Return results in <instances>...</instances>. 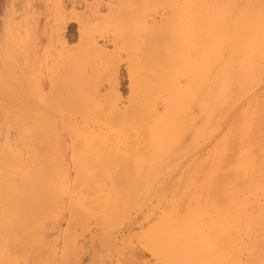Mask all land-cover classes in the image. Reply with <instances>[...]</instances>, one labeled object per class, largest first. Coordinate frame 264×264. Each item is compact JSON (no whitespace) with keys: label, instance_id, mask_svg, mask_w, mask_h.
<instances>
[{"label":"rangeland","instance_id":"1","mask_svg":"<svg viewBox=\"0 0 264 264\" xmlns=\"http://www.w3.org/2000/svg\"><path fill=\"white\" fill-rule=\"evenodd\" d=\"M63 1L69 19L75 15L79 22H71L61 39L41 32L54 26L47 13L55 0H0V152L20 147L16 153L24 154H18L23 160L35 149L30 157L36 158H25L26 164L32 167L37 160L39 169L32 168L41 177L45 173L43 180L58 182V168L69 175L59 190L58 228L48 231L45 248L38 240L31 261L22 264H264V0ZM97 4L101 18L89 23ZM27 26L33 35L24 33ZM102 30L113 37L107 40L103 31L104 40ZM114 36L117 45L111 43ZM24 45L26 54L20 49ZM143 66L154 67L153 75ZM137 101L149 106V127L132 141L138 150L115 151L119 160V154H109L124 167L117 172L124 180L116 185L111 176L117 166L109 174L114 161L106 163L107 151L82 140L74 144L75 137L92 139L85 133L64 136L61 123L76 119L80 128H108L114 126L110 115L116 121L115 107L129 116L143 110ZM152 109L156 114L150 116ZM40 111L50 118L44 137L34 123ZM25 118L29 126L22 123ZM33 129L32 137L41 139L31 137L34 144L25 145L20 138L32 146L23 150L18 139ZM60 136L68 146L52 148ZM7 141L12 147L4 146ZM85 172L103 173L96 180L110 181L109 188L92 177L108 193L92 215L80 203H86L80 199L86 192L81 184L88 182L80 176L91 178ZM81 211L100 221L89 218L88 227V219L86 225L81 220L88 214L83 218Z\"/></svg>","mask_w":264,"mask_h":264},{"label":"bare ground","instance_id":"2","mask_svg":"<svg viewBox=\"0 0 264 264\" xmlns=\"http://www.w3.org/2000/svg\"><path fill=\"white\" fill-rule=\"evenodd\" d=\"M75 2V1H74ZM109 2H110V0H109ZM111 4V3H110ZM74 10H76V8H77V5L76 4H74ZM92 11H91V14H90V18H89V23H91L93 20H95V19H100L101 18V15H100V8H101V6H100V4H97V5H92ZM112 8V7H111ZM49 17H52L53 18V20H54V26L51 28V30H50V32H49V30H47V29H45V27L43 28V30H41V32L42 33H44V34H48V35H56L58 38H61L62 39V37H64L65 36V32H66V29H68V28H70L69 26V24H71V22H79V19L75 16V15H72L71 16V18L69 19V15H67L66 14V10H65V7H64V1L63 0H55V3H54V10L52 11V12H48L47 13V18H49ZM165 17V16H164ZM132 18V17H131ZM146 19V18H145ZM164 18H162V20H163ZM162 20H158V21H162ZM143 21H144V18H143ZM158 21H156L155 19H153V22H154V24L156 23V24H158L157 22ZM141 22V21H140ZM145 22V21H144ZM152 22V23H153ZM142 23V22H141ZM150 23V22H149ZM162 23V22H161ZM167 23V22H166ZM109 24V23H108ZM143 24H145V23H143ZM160 24V23H159ZM106 25V24H105ZM139 25V24H138ZM137 25V26H138ZM162 25V24H161ZM103 26V25H102ZM140 26V25H139ZM150 26V25H149ZM152 26V25H151ZM160 26V25H159ZM163 27V26H162ZM171 27V26H170ZM104 28H105V26H104ZM139 28V27H138ZM112 29V28H111ZM150 29V28H149ZM105 30H106V28H105ZM105 30H102V31H100L102 34H103V36H101V37H105V34H107L108 33V30H107V32L105 31ZM109 30H110V28H109ZM105 32V34H104V32ZM113 31V30H112ZM26 32V34L27 35H33L34 33H35V31L33 30V27H29V26H27L26 27V29H25V31H24V33ZM110 32V31H109ZM114 32V31H113ZM158 32V31H157ZM12 34H15V32L13 31V32H11ZM149 33V32H148ZM172 33V32H171ZM111 34V33H110ZM117 34V33H116ZM115 34V35H116ZM137 34H138V32H137ZM157 33H155L154 35H156ZM168 34V33H167ZM17 35V34H16ZM118 35V34H117ZM141 35H142V33H141ZM161 35H162V33H161ZM14 36V35H13ZM144 36V35H143ZM156 36H159L158 37V39L159 40H161V38L162 37H160V35H156ZM163 36V35H162ZM171 36V35H170ZM18 37V36H17ZM111 37H113V35L111 36ZM110 37V38H111ZM118 36H116V38H117ZM164 37V36H163ZM176 37V36H175ZM105 38H107V40H109L110 38H109V36H108V34L106 35V37ZM104 38V40H106ZM109 38V39H108ZM115 38V36H114V39L111 41V43H113L114 42V44L115 45H117L118 43H117V41H119V40H115L116 39ZM119 38V37H118ZM144 38V37H143ZM236 38V37H235ZM139 39H140V37H139ZM145 39V38H144ZM164 39V38H163ZM169 39H172L171 37L169 38ZM169 39H167V41L169 40ZM116 42H115V41ZM123 40V39H122ZM126 41H128V40H126ZM95 42V41H94ZM124 42H125V40H124ZM131 42V41H130ZM160 42V41H159ZM162 42H163V40H162ZM108 43H109V41H108ZM123 42H121V45H122V47L124 46L123 44H122ZM125 44V43H124ZM160 44V43H159ZM164 44V43H163ZM95 45L98 47V45H97V43H95ZM94 45V46H95ZM119 46V45H118ZM168 46V45H167ZM172 46H174V44L172 45ZM119 47H121V46H119ZM118 47V48H119ZM143 47V46H142ZM155 47V46H154ZM153 47V48H154ZM158 47V46H157ZM161 47V46H160ZM163 47H166V46H163ZM20 49H21V51L23 52L24 51V53L26 54V53H28L27 51L29 50V46L28 45H26V47H25V45L22 47V46H20ZM136 49H137V47H136ZM155 50H156V52H157V49L156 48H154ZM161 49V48H160ZM159 49V50H160ZM145 50V49H144ZM162 50V49H161ZM134 51V50H133ZM154 51V50H153ZM165 51V50H164ZM233 51V50H232ZM231 51V52H232ZM169 52V51H168ZM235 52V51H234ZM233 53V52H232ZM154 54H155V52H154ZM159 54V53H158ZM161 54V53H160ZM171 54V53H170ZM165 55V54H164ZM176 55V54H175ZM174 55V56H175ZM147 56V55H146ZM149 56V55H148ZM155 56V55H154ZM160 56V55H159ZM162 56V55H161ZM168 56H169V54H168ZM173 56V55H172ZM232 56V55H231ZM132 57V56H131ZM134 57V56H133ZM150 57V56H149ZM156 58V57H155ZM137 59V58H136ZM145 59V58H144ZM147 59V58H146ZM159 59V58H158ZM148 60H150V58H148ZM165 59L162 57V61H164ZM167 60V59H166ZM151 61V60H150ZM172 61V60H171ZM137 63H139V65H141L142 64V62H141V64H140V62H138L137 61ZM137 63H134V64H137ZM133 64V65H134ZM144 65L145 64H147V62L145 63V60H144V63H143ZM142 64V65H143ZM148 64L150 65L151 63H149L148 62ZM168 64H170V66H171V63H168ZM131 65V64H130ZM141 65V66H142ZM149 65L148 66H146L147 68L149 67ZM151 65H154V64H151ZM172 65H174L173 63H172ZM155 66V65H154ZM157 66H160V65H157ZM163 66H165V65H163ZM134 67H137L136 65L134 66ZM151 67V66H150ZM156 67V66H155ZM143 68H145V66H143ZM152 68H154V67H151L150 68V70L152 69ZM157 68V67H156ZM159 68V67H158ZM140 69H142V67H140ZM155 69V68H154ZM133 70H134V68H133ZM144 70H148V72L150 73V75L152 74V70L150 71L149 69H144ZM144 70H143V72H144ZM157 70V69H156ZM159 70V69H158ZM161 70V69H160ZM165 71H167V69H164ZM163 70V71H164ZM136 71V70H135ZM139 71V70H138ZM142 71V70H141ZM162 71V70H161ZM169 71V70H168ZM147 72V73H148ZM137 73V72H136ZM146 74V73H145ZM155 75L157 74V75H159L158 74V72L157 73H154ZM161 74H165L164 72H160V75L159 76H161ZM153 75V74H152ZM154 75V76H155ZM134 76V75H133ZM153 76V77H154ZM139 77V76H138ZM147 77H148V74H147ZM156 77V76H155ZM149 78V77H148ZM160 78V77H159ZM158 78V79H159ZM115 79H116V76H115ZM114 79V80H115ZM142 79H144V78H142ZM150 79V78H149ZM149 79H148V81H149ZM155 79V78H154ZM157 79V78H156ZM162 79V78H161ZM151 81H152V79H150ZM116 81H117V79H116ZM141 81V80H140ZM157 81V80H156ZM152 82V83H154V85H156L157 84V82ZM142 82V81H141ZM144 82V81H143ZM151 83V82H150ZM149 82H148V84H150ZM144 84V83H143ZM117 85H118V83H117ZM147 84H145L144 86H146ZM150 85H152V84H150ZM149 85V86H150ZM153 85V86H154ZM149 86L147 85V87L149 88ZM152 86V87H153ZM151 86H150V88L149 89H153ZM146 91H149V90H146ZM152 91V90H151ZM150 92V91H149ZM152 94V93H151ZM138 98H139V95L137 96ZM117 100V99H116ZM116 100H115V102H116ZM118 101V100H117ZM130 101V100H129ZM112 102H114V101H112ZM111 102V103H112ZM138 103L137 104H139L140 102L139 101H137ZM118 103V102H117ZM129 103V102H128ZM141 105V107L143 106V104L142 103H140ZM112 105H114V103L112 104ZM132 105H134V103H133V101H132ZM116 106H117V104H116ZM135 106V105H134ZM137 106V105H136ZM122 107V106H121ZM124 107H125V105H124ZM129 107V106H128ZM131 107V106H130ZM129 107V108H130ZM141 107H139V108H141ZM145 107H146V105L144 104V106H143V110H142V108H141V111L140 112H138L139 111V109H137L136 110V113H133V111L135 112V110H133V111H130L131 113H132V116L130 115L129 116V112H128V114H127V112H123V111H121V109H119L118 108V106L117 107H112V108H114L115 110H112L111 112H112V114H114V116H115V118H116V121H114L113 122V117L111 118V115H110V120H111V122L110 121H108L110 124H113L114 126H109L108 128L107 127H102L103 126V124H102V126L100 125V126H94V127H90V128H86V127H83V128H80L82 125H79V122L76 120V119H67V120H63L62 121V123H61V128L60 129H62L63 128V132L65 131L66 133H64L63 135L65 136V134L67 135L68 133H70V134H74V133H85V134H88L89 136H90V139H92V141L91 140H89V141H91V143H89V142H87V141H85V140H83V139H81L80 137H75V136H72L74 139V141H73V143L74 144H76V143H78V142H80L81 140L83 141V143H85L86 144V146H93L94 148L95 147H99V148H101V150L103 149H105L107 152V157H109V158H107L106 156H104L106 159H105V161H107V159H109V160H111L114 156L116 157V155L117 154H119V157H118V160L120 159V154L121 153H118V152H115V151H121V152H125V150L128 152V151H131V150H138L137 149V147L136 146H134V144L132 143V141L133 140H135L134 138L137 136V133L138 132H140V134H141V132H143L144 134H145V132H147V130H148V127H149V123H148V118H149V106L145 109ZM111 108V106L109 105V109ZM126 109H128L127 107H125ZM136 108H138V107H136ZM151 109V108H150ZM106 110H108L107 108H106ZM105 110V111H106ZM153 110V109H152ZM25 111V110H24ZM109 111V110H108ZM129 111V110H128ZM111 112H109V113H111ZM106 113H108L107 111H106ZM105 113V114H106ZM148 113V114H147ZM105 114H104V116L102 115L101 117L103 118V117H105ZM156 114V112H155V109L153 110V111H151L150 110V116H153V115H155ZM109 115V114H108ZM71 118V117H70ZM101 118V119H102ZM106 118V117H105ZM109 118V117H108ZM108 118L106 119V120H108ZM19 119V118H18ZM18 119H16L17 121H18ZM37 119L38 120H36L34 123L35 124H37L36 126H39L40 128H43V129H41L42 130V132H41V135H42V137H44L45 136V134H47L46 133V131H45V126H46V124H47V122L48 121H50V118L49 117H47L46 116V114L44 113V112H39V114L37 115ZM49 119V120H48ZM95 119V118H94ZM24 120V122H22V120H21V122L22 123H26V125L28 124V120L29 119H27V118H25V119H23ZM33 120H35V118L33 119ZM15 121V120H14ZM20 121V120H19ZM54 121V120H53ZM52 121V122H53ZM93 121V120H92ZM31 122V121H30ZM29 122V123H30ZM57 122V121H56ZM102 122H104L103 120H102ZM113 122V123H112ZM41 125H39V124ZM51 124V123H50ZM57 125H58V123H56ZM98 124V123H97ZM106 124V123H105ZM25 125V124H24ZM23 125V126H24ZM52 125H54V123L52 124ZM51 125V126H52ZM18 126V125H17ZM20 126V125H19ZM27 126H29V124L27 125ZM26 126V127H27ZM32 126H33V128H35L34 127V124L33 125H31V129H32ZM59 126V125H58ZM9 127V126H8ZM38 127V128H39ZM47 127V126H46ZM20 128V127H19ZM38 128H37V130H38ZM27 129L29 130L30 128H28L27 127ZM26 129V130H27ZM36 129V128H35ZM35 129H33L32 130V132L34 131L35 132ZM49 129V128H48ZM52 129V128H51ZM21 130V129H20ZM47 130V129H46ZM21 131H25L24 129L23 130H21ZM40 131V130H39ZM39 131H37L39 134H40V132ZM48 131V130H47ZM26 132V131H25ZM28 132V131H27ZM34 132L33 133H31V130H30V132H28V133H24L23 134V136H22V134H21V137H19V142L21 141V144L23 143L24 144V142H25V145H26V142L27 141H29V143L32 141V138L35 140V139H39L38 137H36V138H34L35 136L33 135L34 134ZM36 132V135L38 134ZM61 132H62V130H61ZM22 133V132H21ZM20 134V133H19ZM41 135L39 136V137H41ZM78 136H79V134H77ZM32 136H34V137H32ZM38 136V135H37ZM32 137V138H31ZM61 137V136H60ZM63 137V136H62ZM56 138V139H54L53 141H52V144H51V147L52 148H54V149H59L61 146L63 147V144L62 143H64V144H66V142H63L64 140L63 139H65V138ZM69 137V136H68ZM83 137V136H82ZM20 138H23V140H24V142H22L23 140H20ZM70 138V137H69ZM140 138V137H139ZM138 138V139H139ZM41 139V138H40ZM39 139V140H40ZM72 139V138H71ZM18 140H16V141H18ZM31 140V141H30ZM63 140V141H62ZM93 140H95V141H93ZM140 140V139H139ZM9 141V140H8ZM8 141H7V144L5 145L4 144V146H7L8 144H9V146L10 145H12L11 143H8ZM35 141H37V142H39L38 140H35ZM34 141V142H35ZM67 141V140H66ZM69 141L72 143V141L69 139ZM10 142V141H9ZM34 142L32 141V143L34 144ZM69 142V143H70ZM28 143V142H27ZM28 143V144H29ZM31 143V144H32ZM68 143V142H67ZM70 143V144H71ZM22 144V147L23 146H25V145H23ZM30 144V145H31ZM73 144V145H74ZM34 146V145H33ZM66 146H68L67 144H66ZM3 147V146H2ZM2 147H0L1 149H2ZM10 147H12V146H10ZM10 147H8V149L10 148ZM21 147V148H22ZM32 146H30V147H28V145H27V147L25 146V148H22L23 150L24 149H26L27 150V148H28V150L31 148ZM50 147V148H51ZM61 147V148H62ZM131 147V150L130 149H128V148H130ZM7 148V147H6ZM64 148V147H63ZM91 148V147H90ZM17 150V151H14V150ZM19 149V150H18ZM11 148V149H9V151L7 150L6 151V149H5V153L3 152V150H2V152H0V264H22L23 262H29V260L31 261V258H30V253H32L33 251L32 250H34L35 249V244L38 242V240H40V242H41V244H42V246L45 248V246H47L49 243L46 241L47 240V237H48V231L50 230V231H54L55 229H57L58 228V219H59V213H60V210H58L59 209V207H60V205L62 204V196L61 195H59L60 193H59V190L61 189L62 190V187H64L65 185H66V183H67V179H69V175H68V173L64 170V169H62V168H58V171H59V174H58V176H59V181L57 182L56 180L55 181H52V179L53 178H51V182H49L50 181V179H48L49 181H45V180H43L44 178H46V176H45V173L43 174L44 176V178L43 177H41V176H39V172L38 171H36V170H33V166H36L35 164H36V161L35 160H33V162L35 161V163L33 164V166L31 167V165L29 166L28 165V163L29 162H27V164H26V160L28 159L27 157H30V152H32V150L30 151L29 150V156H26L25 158H27V159H25V163H23L22 161H24V159L23 160H20V158H23L24 157V154H20V153H16V152H21L20 151V147L19 148ZM87 149V148H86ZM98 149V148H97ZM27 150V151H28ZM35 150V149H34ZM34 150H33V152H34ZM90 150V149H89ZM92 150V149H91ZM1 151V150H0ZM54 151V150H53ZM111 151V153H109ZM113 151V152H112ZM140 151L141 150H139V151H137L139 154H140ZM24 152V151H23ZM32 152V153H33ZM95 152H97V151H95ZM100 152V151H99ZM105 152V151H104ZM104 152H101L100 154H104L105 155V153ZM39 153V152H38ZM115 153H117L116 155H114ZM20 156H23V157H20L19 158V155ZM35 154H37V153H35ZM95 154V153H94ZM109 154H111V155H113V157L112 156H110ZM74 155V154H73ZM78 155V154H77ZM85 155V154H84ZM90 155V154H89ZM82 156V155H81ZM88 156V155H87ZM125 156V155H124ZM136 156V155H135ZM137 156H140V155H137ZM71 157H72V155H71ZM74 157V156H73ZM72 157V158H73ZM78 157V156H77ZM122 157H123V155H122ZM33 158H36V157H30V159H33ZM81 158V157H80ZM117 158V157H116ZM116 158H113V160H111L112 162L114 161V163H112V164H114V166H112L111 167V165L110 166H108L107 167V169L106 170H109L110 169V167L112 168L111 169V172H110V170L108 171L109 172V174H111L112 173V171H113V167H116L117 166V159ZM66 159V158H65ZM64 159V160H65ZM68 159V158H67ZM66 159V160H67ZM90 159H91V157H90ZM39 160V159H38ZM45 160V159H44ZM71 160V159H70ZM73 160V159H72ZM94 160V159H93ZM103 160H104V158H103ZM109 160L106 162L108 165H109ZM121 160H122V158H121ZM121 160H120V162H121ZM46 161V160H45ZM51 161V160H50ZM74 161V160H73ZM95 161V160H94ZM92 161L93 162V164L95 163V162H97V161ZM111 161H110V163H111ZM115 161H116V163H115ZM69 162V161H68ZM52 163V162H51ZM65 163H66V161H65ZM64 163V164H65ZM70 163V162H69ZM81 163V162H80ZM105 163V164H106ZM30 164H31V161H30ZM38 164V163H37ZM99 164V163H98ZM68 165V164H67ZM83 165V164H82ZM100 166H101V164H99ZM99 165H97V163H96V166H97V168H98V166ZM125 165V164H124ZM76 166V165H75ZM87 166V165H86ZM86 166H84L85 168H86ZM95 165H94V169H96V173H97V170L99 169L100 171H98V172H104V171H101V169H100V166H99V168L97 169V168H95L96 167ZM103 164H102V170L104 169L103 168ZM126 166V165H125ZM37 167V169H39V164H38V166H36ZM36 167H34V169L36 168ZM45 168L47 167V166H44ZM43 167V170H42V168H41V171H44L45 170V168ZM69 167V166H68ZM80 167V166H79ZM79 167H78V169H79ZM89 167V166H88ZM91 167V166H90ZM89 167V168H90ZM93 167V166H92ZM91 167V168H92ZM105 167V166H104ZM123 167V165H119V166H117L116 167V169H117V171H116V169H114L115 171H113L114 173L112 174L113 176H111V177H113V180H115V179H117L116 181H115V183L117 182L118 183V180L119 181H122V180H124L123 178L124 177H122V178H119L118 177V175H120V173L118 174L117 172L118 171H122V169L124 168H122ZM134 167V166H133ZM75 168V167H74ZM121 169V170H119V169ZM128 168V167H127ZM127 168L125 169V170H127ZM133 169V168H132ZM47 170H49L48 168H47ZM68 170H69V168H68ZM71 170V169H70ZM69 170V171H70ZM75 170V169H74ZM83 170V169H82ZM90 170V169H89ZM88 170V171H89ZM40 171V170H39ZM40 171V172H41ZM68 171V172H69ZM79 171V170H78ZM84 171H86V170H84ZM83 171V172H84ZM94 171V170H93ZM91 172H92V170H91ZM123 172L125 173L126 171H124L123 170ZM43 172H41L40 174H42ZM49 173V171L46 173V175ZM70 173V172H69ZM76 173H78V172H76ZM80 173H81V171H80ZM94 173V172H93ZM129 173H130V171H129ZM128 173V174H129ZM85 174H86V176H88V175H90L91 176V178H89L88 177V179H87V177L86 178H84V176H82V174H81V176L80 177H83V180H86V181H88V182H82L83 184H81V182H80V184H81V186L83 185V187H85L86 189V192H85V194H83V196H81V198L80 199H82V200H86V203L83 201V202H80V203H82V204H86V208L87 209H90L91 211H89V213L92 215L93 214V209H96L99 205H100V203H101V201L104 199V198H106V197H108V193L107 192H105L103 189H102V187H103V185L101 186V184H104L105 183V181H104V179H101V181L99 182V180H96V178L98 179L99 177H97L98 175L97 174H95V177L93 176L94 174H92V173H90V174H88V172H85ZM84 173H83V175H85ZM88 174V175H87ZM103 174V173H102ZM101 174V176L103 177V175L104 174H106V171H105V173L102 175ZM118 174V175H117ZM131 174V173H130ZM134 174V173H133ZM49 175V174H48ZM48 175H47V177H48ZM78 175V174H77ZM125 176H127L126 174H124ZM100 176V175H99ZM100 176V177H101ZM110 176V175H109ZM115 176H116V178H115ZM121 176H123V175H121ZM42 178V181L41 180H39V179H41ZM92 177H94L93 179L95 180V181H98V182H96V183H101L100 185L99 184H96V183H92V181L94 182V180H91L92 179ZM104 177H107V175H105ZM130 177V176H129ZM75 178V177H74ZM73 178V179H74ZM108 178V177H107ZM119 178V179H118ZM128 177H126V179H127ZM78 180H81L80 178H77ZM100 179V178H99ZM106 179V178H105ZM109 179V178H108ZM112 179V178H111ZM121 179V180H120ZM133 180V179H132ZM74 181V180H73ZM91 181V182H90ZM104 182V183H103ZM107 182V181H106ZM109 180H108V182H107V184H106V186H109L110 184H109ZM126 182V181H125ZM123 183V185L125 184V187H126V183ZM75 183V182H74ZM77 183V182H76ZM117 183H116V185H117ZM78 184V183H77ZM80 184H79V186H80ZM109 184V185H108ZM119 184V183H118ZM120 184H122V182H120ZM128 184V183H127ZM130 184H131V182H130ZM105 185V184H104ZM122 185V186H123ZM77 186L78 185H76V188H77ZM105 186V187H106ZM119 186V185H118ZM117 186V187H118ZM73 187H74V185H73ZM104 188V187H103ZM109 188H110V186H109ZM119 188V187H118ZM132 188V187H131ZM78 189V188H77ZM81 189H83V188H80V190ZM108 189V188H107ZM126 189V188H125ZM78 191V192H81V191ZM119 190V189H118ZM128 190V189H127ZM121 191V190H120ZM122 191H123V189H122ZM73 192V191H72ZM83 192V191H82ZM112 192V191H111ZM118 193V192H117ZM122 193V192H121ZM81 194V193H80ZM76 195V194H75ZM74 195V196H75ZM79 197H80V195H78ZM111 197V196H110ZM120 197V196H119ZM70 200V199H69ZM82 200H80V201H82ZM70 201H73L72 200V198H71V200ZM79 202V201H78ZM111 202V201H110ZM109 202V203H110ZM112 202H114V201H112ZM73 203H76V202H70V204H71V206H72V204ZM80 203H79V205H80ZM81 204V205H82ZM105 204V203H104ZM74 205V204H73ZM78 205V206H79ZM106 205L107 204H105V207H106ZM111 205V204H110ZM125 205V204H124ZM101 206H103L104 207V205H102L101 204ZM100 206V207H101ZM83 207V206H82ZM102 207V208H103ZM125 207H126V205H125ZM63 208H65V207H63ZM75 209H76V207H74ZM79 209H80V207H78ZM76 210H78V209H76ZM79 211V210H78ZM100 211V210H99ZM103 211V210H102ZM106 211V210H105ZM105 211L104 212H101V213H105ZM109 210H107V212H108ZM82 212V211H81ZM79 213V216H82L83 218L86 216V214H88V213H86V212H82V213ZM85 213V214H84ZM112 213V212H111ZM90 214H88V216H86L84 219H81V220H84V223L83 224H85V223H87V221H86V219H88V224H87V226L88 227H90L89 226V223H91V222H89V218L90 219H92V220H95L94 218H95V216H94V218H91L90 217ZM108 214V213H107ZM113 214V213H112ZM85 215V216H84ZM109 215V214H108ZM111 215V214H110ZM99 216V215H98ZM112 216V215H111ZM104 217H105V215H104ZM72 218V217H71ZM99 218H102L101 220H102V222H103V219H104V221H106V222H108L107 220H105V218H103V217H99ZM108 219V218H107ZM71 220V219H70ZM69 220V226H71L70 224H71V221ZM80 220V222H82ZM91 220V221H92ZM97 220H99L98 218L95 220V222L97 221ZM100 221V220H99ZM94 222V221H93ZM94 222V223H95ZM48 224H49V227H48ZM72 224H73V222H72ZM99 224V223H98ZM104 224H106V223H104ZM103 224V225H104ZM86 225V224H85ZM92 225V224H91ZM71 227H73V225L71 226ZM70 227V228H71ZM82 227H83V225H82ZM81 227V228H82ZM85 227V229H87L86 228V226H84ZM84 227H83V231H84ZM75 228V227H74ZM97 228V227H96ZM101 229V228H100ZM68 230L70 231L71 229H69V227H68ZM65 231V233H68L69 231ZM87 230H89V229H87ZM71 232H72V230H71ZM75 233V231L73 230V234ZM76 234V233H75ZM68 237V236H67ZM71 237V236H70ZM75 237V236H74ZM77 237V236H76ZM72 239H73V237H71ZM70 238V240H72ZM68 240H69V238H68ZM71 242V241H70ZM72 242H77V239L75 238V241L73 240ZM71 242V244L70 245H73V246H76V244L74 245V243H72ZM34 253V252H33ZM32 259H35V257L34 256H32Z\"/></svg>","mask_w":264,"mask_h":264}]
</instances>
